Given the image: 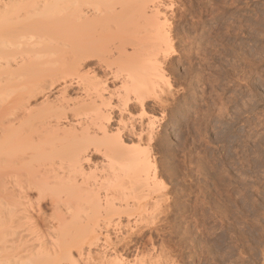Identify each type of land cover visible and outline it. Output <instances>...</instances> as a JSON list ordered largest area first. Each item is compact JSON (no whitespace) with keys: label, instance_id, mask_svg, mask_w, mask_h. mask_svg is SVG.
<instances>
[{"label":"bare ground","instance_id":"bare-ground-1","mask_svg":"<svg viewBox=\"0 0 264 264\" xmlns=\"http://www.w3.org/2000/svg\"><path fill=\"white\" fill-rule=\"evenodd\" d=\"M173 5L0 0V264H122L111 232L146 218L175 131L148 114L172 93Z\"/></svg>","mask_w":264,"mask_h":264},{"label":"rangeland","instance_id":"rangeland-1","mask_svg":"<svg viewBox=\"0 0 264 264\" xmlns=\"http://www.w3.org/2000/svg\"><path fill=\"white\" fill-rule=\"evenodd\" d=\"M163 1L172 93L148 114L175 131L154 151L161 194L109 249L122 264H264V0Z\"/></svg>","mask_w":264,"mask_h":264}]
</instances>
